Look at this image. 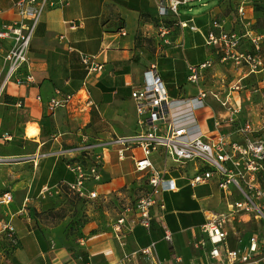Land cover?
<instances>
[{"label":"crops","instance_id":"0c3cea01","mask_svg":"<svg viewBox=\"0 0 264 264\" xmlns=\"http://www.w3.org/2000/svg\"><path fill=\"white\" fill-rule=\"evenodd\" d=\"M13 1L0 0V27L15 19ZM64 1L42 11L31 36L28 70L33 81L17 85L9 80L0 91V193L11 196L7 203H0V221L12 224L16 239L10 244L0 235V264H207L210 245L201 225L206 211L225 210L216 179L189 186L186 178L197 168L195 163L175 166L167 159L163 165L158 150L152 151L149 159L157 171L165 166L164 177L173 179L175 189L153 194L147 226L139 223L136 213L129 212L123 215L118 230L113 226L110 233L90 232L89 222L82 227L83 234L67 237L56 232L61 231L64 220L48 213L57 207L63 190L81 200L104 199L137 173L145 174L134 168V161L141 157L137 146L124 148L110 141L145 128L138 123L140 116L129 92L142 83V72L150 65L171 98L193 96L199 88L219 99L230 93V104L239 106L238 112L229 113L206 94L203 107L184 124H196L192 131L202 137L229 133L233 140H238L234 129L244 120L257 125L264 118V102L251 90L264 86V69L248 72L222 61L220 53L204 43L219 0L196 15L177 14L175 8V13L168 10L164 16L156 14V0ZM178 20L188 21L196 29L180 27ZM244 28L228 30L240 33ZM9 41L0 42V82ZM249 46L243 37L240 48ZM82 55L93 57L102 67L88 72ZM204 61L208 65L200 70L193 89L174 91L170 87L172 82L187 80V65ZM234 83L239 87L231 89ZM56 90L79 91L77 94L84 90L92 106L89 111H79L72 103L49 109L47 101L59 96ZM215 119L219 120L217 126ZM259 133L264 139V127ZM83 145H88L85 151L78 148ZM119 148H123L121 158L117 157ZM96 156L99 179L86 181L85 186L97 196L80 197L68 189L74 174L66 162L83 157L87 165ZM43 186L51 194L41 198L38 192ZM199 240L203 244H198ZM144 247H149L148 254L140 252Z\"/></svg>","mask_w":264,"mask_h":264},{"label":"built area","instance_id":"2783aa9c","mask_svg":"<svg viewBox=\"0 0 264 264\" xmlns=\"http://www.w3.org/2000/svg\"><path fill=\"white\" fill-rule=\"evenodd\" d=\"M197 0H156V14L164 16L167 11L175 13L178 3ZM64 0H15L12 3L15 19L0 27V42L9 39V45L3 54L6 64L4 77L0 82V91L4 84L11 80L17 85H27L33 81L28 70V46L35 26L39 21L42 11L46 8L58 7L64 4ZM264 3V0H263ZM241 10V7L240 9ZM180 27L189 26L188 21H179ZM124 34V32H120ZM245 37L249 43L248 48H240L241 39ZM262 35L249 28L243 32L224 30L215 20L211 19L204 35V43L220 53V60L230 61L237 67H245L246 71L253 72L264 69V50ZM93 57L82 55L81 61L86 65L88 72L99 70L102 65L92 61ZM208 65L204 61L197 65H187L186 79L196 85L200 70ZM142 83L131 88L130 98L135 104L138 123L145 126L139 133L128 137H115L110 142L123 145L124 148L137 146L141 157L134 161V168L143 171L147 175L149 192L146 197L137 204L138 221L147 226L149 221L148 208L153 203V195L157 190L171 191L175 189L172 178L164 177L165 166L160 171L154 169L149 155L158 150L162 163L169 159L175 166H183L192 161L197 168L186 178L189 186H195L207 182L215 177L225 202L223 211H206V216L201 225L209 243L207 264H253L264 261V248L256 236L251 235L244 249L230 248L226 242V230L224 224L233 217H246L247 220L264 222V139L260 129L264 127V118L261 123L255 125L250 120H244L234 132L238 140H233L229 133H218L213 138L202 137L199 132L192 131L193 126H186L185 119H193V112L203 107V98L210 94L226 108L229 113H236L239 106H231L230 93L223 99H219L215 93L197 89L196 94L185 98H171L166 94L161 79L156 74L153 65L142 72ZM234 83L230 88H238ZM259 95V102H264V86L252 88ZM47 101L49 109L72 103L79 111H89L92 101L84 90L76 92L60 93ZM229 119V117L227 116ZM162 124L161 131L159 125ZM219 120H214L217 126ZM81 151H85L88 145H83ZM117 157H123V148L117 149ZM97 156L89 164H85L83 157L72 158L66 162L67 168L74 174V181L69 183L68 189L76 195L86 198H95L96 192L85 186L86 181H97L99 172L97 169ZM1 161V159H0ZM48 187H41L38 196L50 195ZM11 196L8 192L0 193V203H7ZM122 219L116 220L114 229L118 230ZM0 234L10 243H15L14 227L9 221H0ZM167 235L165 238L167 239ZM204 241L199 240L198 244ZM142 254H148L149 247L140 250ZM119 264H123L122 262Z\"/></svg>","mask_w":264,"mask_h":264},{"label":"rangeland","instance_id":"374dc122","mask_svg":"<svg viewBox=\"0 0 264 264\" xmlns=\"http://www.w3.org/2000/svg\"><path fill=\"white\" fill-rule=\"evenodd\" d=\"M201 1L206 2V5H201L199 3ZM199 2L190 1L186 4H179L176 6V12L177 14L196 15L211 7L217 0H199ZM187 7H190L189 11H186ZM215 7L211 19H215L224 30L246 27L261 34L263 37L261 46L264 50V3L262 1L219 0ZM240 7L241 10H238ZM154 23L157 24L155 21ZM201 50L198 48L197 51ZM204 74L203 72L202 75ZM194 86L195 84L185 79L180 83L175 81L170 84L174 91L193 89ZM146 179L145 174L137 173L104 199L81 200L69 191L63 190L57 207L50 211L48 216L56 220H64L61 224V231L56 232L65 233L67 237L83 234L82 227L89 222H92L90 232L110 233L117 219L121 218V223L123 222L125 213L134 212L138 216L137 204L149 192ZM151 196L153 198V195ZM224 229L227 232L226 242L228 247L231 246L230 248L244 249L251 235L256 236L259 244L264 247V222L262 221H245L235 216L224 224Z\"/></svg>","mask_w":264,"mask_h":264},{"label":"trees","instance_id":"16d2710c","mask_svg":"<svg viewBox=\"0 0 264 264\" xmlns=\"http://www.w3.org/2000/svg\"><path fill=\"white\" fill-rule=\"evenodd\" d=\"M259 1H262L263 2V0H259Z\"/></svg>","mask_w":264,"mask_h":264}]
</instances>
